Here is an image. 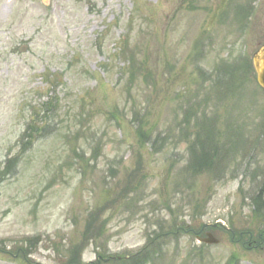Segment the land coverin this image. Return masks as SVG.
Returning <instances> with one entry per match:
<instances>
[{"label": "rangeland", "instance_id": "rangeland-1", "mask_svg": "<svg viewBox=\"0 0 264 264\" xmlns=\"http://www.w3.org/2000/svg\"><path fill=\"white\" fill-rule=\"evenodd\" d=\"M249 2L0 0V264H68L75 247L78 264H128L158 244L147 264H264V95L222 69L264 44V0L236 20ZM197 119L222 158L192 178ZM216 222L246 244H202Z\"/></svg>", "mask_w": 264, "mask_h": 264}, {"label": "trees", "instance_id": "trees-1", "mask_svg": "<svg viewBox=\"0 0 264 264\" xmlns=\"http://www.w3.org/2000/svg\"><path fill=\"white\" fill-rule=\"evenodd\" d=\"M245 70L251 71V67L248 65H245ZM135 69V62H132L131 71H134ZM230 73V77L233 78L235 83H240L238 80L242 81L244 79L239 78V72L241 69L239 67L231 66L227 68ZM245 74L246 71H245ZM198 120V119H197ZM198 122V121H197ZM188 129L184 128L182 133L185 138V142H187V165L186 171L190 175V177L195 178L199 177L202 173L205 172V170L213 172L214 170L213 165L214 162L218 157H221V154L219 153L218 146L216 144V133L215 130L212 127V124L210 123H204L199 124L197 123L195 131L190 132ZM192 133V134H191ZM143 135V134H140ZM146 138L149 139V134H145ZM219 158L218 161L219 162ZM253 220H257L259 223L262 221L264 222V188H262L258 194L253 199ZM94 217H92L87 222V228L84 233V241L89 240V236L92 233V230H94ZM237 234V232H236ZM157 238V237H156ZM71 258L68 261V264H78L77 258H78V247H75L73 250H71ZM77 261V262H76Z\"/></svg>", "mask_w": 264, "mask_h": 264}, {"label": "water", "instance_id": "water-1", "mask_svg": "<svg viewBox=\"0 0 264 264\" xmlns=\"http://www.w3.org/2000/svg\"><path fill=\"white\" fill-rule=\"evenodd\" d=\"M255 67L257 70L258 83L264 89V48L260 50L259 54H257L254 58ZM206 226H204L205 228ZM206 244H217L218 241L212 236L208 235L207 239L203 240Z\"/></svg>", "mask_w": 264, "mask_h": 264}]
</instances>
